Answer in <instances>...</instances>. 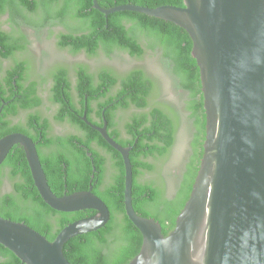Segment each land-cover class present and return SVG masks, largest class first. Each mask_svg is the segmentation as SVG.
Listing matches in <instances>:
<instances>
[{
    "label": "trees",
    "instance_id": "16d2710c",
    "mask_svg": "<svg viewBox=\"0 0 264 264\" xmlns=\"http://www.w3.org/2000/svg\"><path fill=\"white\" fill-rule=\"evenodd\" d=\"M100 7L109 9L118 5L135 4L158 7L171 4L184 6V0H97ZM59 5L61 7H59ZM58 9L53 13V7ZM44 11L45 23L65 20L68 16L76 23L72 30L59 35V45L73 53L85 51L96 55L99 50L111 55L115 50L127 52L140 58L146 48L141 36L146 37L147 46L159 48L165 66L175 77V85L187 95L186 109L193 125L190 154L175 181L174 191L167 195L164 183L157 179L140 180V176L151 173L156 166L148 159L169 156L178 131L175 115L157 105H151L154 82L143 69L135 68L119 76L108 68L91 72L87 66L76 67V80L72 81L66 67L55 69L51 76L53 86L51 99L58 104L57 121L69 119L82 130V134L64 136L49 135V120L39 114L30 116L41 131V144L49 152L39 151L40 160L48 183L57 196L88 190L99 196L109 207L111 219L107 225L95 232L71 238L63 248L66 259L72 264H128L139 252L143 236L130 221L124 206V162L102 135L86 124L84 115L87 103V118L91 119L93 105L99 106L98 115L108 120V130L123 146H131L130 160L133 167V206L137 214L154 218L162 226L166 236L176 224V218L190 197L204 153L206 137V113L200 77V68L192 56L193 41L181 26L161 18L134 11L105 14L93 7V0H0V16L7 14L9 20L17 22L25 13ZM24 44L0 29V56L9 57ZM25 64H19L18 94L22 95L21 106L34 108L42 103L36 93L35 83L24 87ZM73 90L78 94L77 102ZM2 100L0 97V104ZM133 106L137 109L124 121L128 138L119 139V130L114 121V112ZM103 121V120H102ZM21 132L27 135L22 125L0 126V138L6 134ZM40 135V133H38ZM40 136L34 137L37 141ZM108 163L110 174L107 177ZM12 169L9 179L13 189L0 194V216L16 222H24L50 241L69 223L93 216L95 210L60 212L47 205L34 184L31 170L22 146L15 145L0 166ZM1 178V177H0ZM67 191V192H66ZM0 264H22L8 248L0 244Z\"/></svg>",
    "mask_w": 264,
    "mask_h": 264
},
{
    "label": "water",
    "instance_id": "95a60500",
    "mask_svg": "<svg viewBox=\"0 0 264 264\" xmlns=\"http://www.w3.org/2000/svg\"><path fill=\"white\" fill-rule=\"evenodd\" d=\"M93 7L106 17L134 11L184 28L193 41L204 96L203 157L190 197L166 236L158 221L134 209L132 147L110 136L106 120L96 126L83 116L123 158L125 212L143 236L140 252L128 264H264V0H184V6L124 4L109 9L93 0ZM15 145L23 147L47 205L60 212L97 213L69 223L53 241L24 222L0 216V244L22 264H72L64 245L105 227L109 207L91 186L57 196L36 142L24 133L0 139V165Z\"/></svg>",
    "mask_w": 264,
    "mask_h": 264
},
{
    "label": "rangeland",
    "instance_id": "374dc122",
    "mask_svg": "<svg viewBox=\"0 0 264 264\" xmlns=\"http://www.w3.org/2000/svg\"><path fill=\"white\" fill-rule=\"evenodd\" d=\"M59 7L61 6L59 5ZM57 9L58 6L53 7L51 11L55 13ZM44 16V11L40 8L36 14L26 13L19 22L21 30L25 31L29 38L23 56L28 61L31 75L42 83V94L45 100L42 112L51 120L52 129L64 133L70 130L64 123L54 120L57 109L50 102L49 87L51 73L55 69L68 68L73 82L76 80L75 69L82 64L93 73L99 69L108 68L119 76H123L135 68L143 69L154 82V92L150 98L151 105L163 108L175 115L178 120L176 142L169 156L159 164L157 163L153 172L147 174L148 178L163 182L167 195L171 196L178 173L190 154L194 129L186 109L187 95L176 87L175 77L165 66L161 50L149 48L146 37L141 36L140 41L145 46L146 52L140 58L132 57L121 50H115L111 55L106 54L103 50H99L93 56L85 51L74 54L69 48L59 45V34L69 32L76 23L70 16L63 21L54 20L52 23H45ZM0 24L3 29L9 30L12 22H9V17L5 14L0 17ZM123 123L124 120L121 119L119 126L122 127ZM109 174L110 165L108 163L107 177ZM2 188L5 192L11 190V181L8 177L3 179Z\"/></svg>",
    "mask_w": 264,
    "mask_h": 264
},
{
    "label": "flooded vegetation",
    "instance_id": "af4514ba",
    "mask_svg": "<svg viewBox=\"0 0 264 264\" xmlns=\"http://www.w3.org/2000/svg\"><path fill=\"white\" fill-rule=\"evenodd\" d=\"M4 15L5 14H3L1 16H4ZM20 19H21V17H20ZM20 19L17 22H13L12 24H10L9 30L3 29V27L0 24V29L2 31L10 34L15 41L22 42L24 44V48L22 50H18L16 52H14L13 55H11L9 57L0 56V97L2 100V102L0 104V126H2V125L5 126V123L9 126L22 125L24 130L27 131V135L29 137H31L33 140H34V137L40 136V138L37 141L34 140L36 142L38 153H39V151L46 153V152H49L50 148L41 144V141L43 139L42 134H41V131H38L39 128L36 126L35 122H31L30 116L32 114L33 115L39 114L41 117L49 120L48 132H49V135H51V136H64L67 134H82V130H80L77 127V125H75L69 119L57 121L54 117L55 121L60 122V123H64L65 126L70 129L68 131H65V133L60 132V131H54L52 129L51 120L49 119V117L47 115H45L42 112V109H43L44 104H45L44 96L42 94V83L38 79H35L31 75L30 66L28 64V61L23 56V52L25 51V49L27 47V42H28L29 38H28L27 33L25 31L23 32L21 30V24L19 22ZM9 22H11V21L9 20ZM78 53L79 52L74 53V54H78ZM22 63L26 65V69L24 71V77L22 79H20V81H22V83L24 84V87H28L29 84L35 83L36 93L42 99V103L40 105H38L34 108H30V109L23 108L21 106L20 102L22 99V95L17 93L19 90V87L17 86V80H18L20 75L16 73V68L19 64H22ZM75 74H76V72H75ZM52 86H53V78L51 76L50 87H49L50 97H51ZM73 96L77 102L78 94L75 90H73ZM50 102L52 103V106L54 108H56L58 111V107H59L58 104L53 102L51 98H50ZM85 105L86 106H85V110H84V115L86 114V118H87V112H88L87 111V103H85ZM93 108H94V110L91 112V119H93L95 122L90 121L88 118H87V120L91 124L96 125V126H103L104 121L106 120L107 121V130H108V120L105 117V110L102 111V118L103 119H100V117L98 115L99 106L97 104H94ZM136 111H137V109L135 107L130 106L129 108L119 109V110H116L114 112V121L116 123V128L119 130V135H118L119 139H125V138L129 137L128 131L126 130V126H125L126 123L124 122L122 127H120L119 121H121V119H123L124 121L130 120L132 114ZM82 119H83V117H82ZM13 133H15V132H13ZM38 133H40V135ZM108 133L110 134L109 130H108ZM110 136H111V134H110ZM113 137H115V136H113ZM117 142H119V141H117ZM148 160L156 166L157 163L159 164L162 161V158H160V159L150 158ZM2 164L0 166H2ZM11 171H12V169L8 166H3L1 168L0 194L6 193L5 191H3L2 183H3V179L5 177L9 178ZM147 174L148 173L142 174L140 176V180L143 182H145L146 180L147 181L152 180V179L147 177ZM91 187H92V191H93V186H91ZM12 189H13V185L11 183V190Z\"/></svg>",
    "mask_w": 264,
    "mask_h": 264
}]
</instances>
